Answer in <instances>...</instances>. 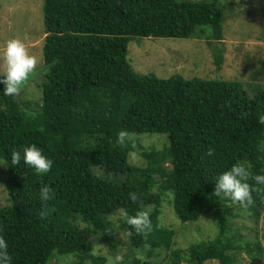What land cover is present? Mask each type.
<instances>
[{"label": "trees", "instance_id": "1", "mask_svg": "<svg viewBox=\"0 0 264 264\" xmlns=\"http://www.w3.org/2000/svg\"><path fill=\"white\" fill-rule=\"evenodd\" d=\"M44 24L41 95L23 100V89L15 96L0 91V161L5 164L0 174L10 200L0 207V235L9 244L12 264H50L64 255L72 256L64 257L69 258L66 264H108L106 256L94 253L95 234L114 236L108 215L120 210L130 215L147 211L152 223V231L143 235L119 219L131 255L140 253L164 264H236L235 251L242 250L250 261H263L259 241L232 242L226 234L233 210L225 202L230 200L212 193L215 177L233 163L245 162L251 175L264 174V90L251 97L239 81L140 74L127 59L134 36L221 43L224 16L217 4L44 0ZM206 27L211 30L208 37ZM221 51L215 56L218 68ZM121 129L166 133L169 142L156 154L142 149L146 164L132 165L130 142H116ZM28 144L53 161L48 173L38 175L23 161L10 165L11 152ZM209 148L212 157L206 155ZM95 167L126 179L103 178L93 172ZM248 183L253 202L245 209L259 220L264 186L251 179ZM44 184L54 197L41 218L38 193ZM130 191L136 201L128 198ZM165 196L183 223L209 212L217 235L175 247V231L160 224ZM141 258L134 264H157Z\"/></svg>", "mask_w": 264, "mask_h": 264}, {"label": "rangeland", "instance_id": "2", "mask_svg": "<svg viewBox=\"0 0 264 264\" xmlns=\"http://www.w3.org/2000/svg\"><path fill=\"white\" fill-rule=\"evenodd\" d=\"M215 2L224 16V33L221 43L206 38H172V37H137L128 44L127 59L133 69L140 73L158 78H169L181 75L184 78L216 79L232 82H243L248 94L264 90V0H205ZM205 37L211 30L206 27ZM44 0H0V44L10 38L20 39L30 55L36 59V66L26 83L20 88L25 92L23 100L38 98L42 93L45 64L43 58V40L45 37ZM222 49V61L217 67V51ZM132 146L128 161L132 165L144 166L146 160L141 150H162L169 142L166 133H129ZM170 166V163H166ZM103 178L122 182L124 174H114L103 169L94 168ZM0 174V207L10 204L9 195ZM157 189L153 188V192ZM223 199V198H222ZM225 204L233 210L227 235L235 245L241 242L259 241L264 247V208L259 220L249 216L245 206ZM150 209V208H147ZM121 211V210H120ZM120 211L108 215L112 222L114 234L110 239L97 237L94 242V253L109 259L120 255L122 264H134L140 259V253L131 255V245L127 233L120 228ZM160 224L175 231L174 244L177 248H186L189 244L206 242L218 233V225L205 213L197 221L183 223L172 209L170 198L165 196L160 214ZM110 244H115V247ZM236 264H264L263 261H250L241 250L235 251ZM128 256V257H127ZM162 256L160 258L162 259ZM64 257H72L64 255ZM55 257L50 264H66L69 258ZM164 257V256H163ZM125 260V261H124ZM149 260L164 264L165 260ZM124 261V262H123ZM156 264V263H155ZM205 264H217L207 261Z\"/></svg>", "mask_w": 264, "mask_h": 264}, {"label": "clouds", "instance_id": "3", "mask_svg": "<svg viewBox=\"0 0 264 264\" xmlns=\"http://www.w3.org/2000/svg\"><path fill=\"white\" fill-rule=\"evenodd\" d=\"M35 66V57L29 54L20 39L10 38L0 44V85H3L0 91L3 95L15 96L28 80ZM128 140H131V136L126 130L121 129L116 134L117 144L123 145ZM206 155L212 157L214 150L209 148ZM9 161L11 166H16L23 161L38 175L48 173L53 165V161L44 156L35 144H28L21 147L19 151H12ZM0 165L5 164L0 161ZM249 167L245 162H236L221 171L214 180L213 196L230 200L232 204L251 205L252 189L248 181L251 179L256 185L264 186V174L251 175ZM53 197L54 191L49 185L44 184L39 188L38 198L42 204L41 218L48 214L47 202ZM128 198L136 201L137 195L130 191ZM119 216L137 234L146 235L152 231V223L147 211L139 210L134 215H130L127 210H122ZM0 264H12L9 244L2 235H0ZM108 264H122V257L116 255L109 259Z\"/></svg>", "mask_w": 264, "mask_h": 264}]
</instances>
